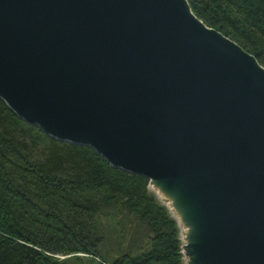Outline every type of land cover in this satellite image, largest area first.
<instances>
[{
  "label": "water",
  "instance_id": "water-1",
  "mask_svg": "<svg viewBox=\"0 0 264 264\" xmlns=\"http://www.w3.org/2000/svg\"><path fill=\"white\" fill-rule=\"evenodd\" d=\"M0 98L174 195L188 264H264V67L188 0H0Z\"/></svg>",
  "mask_w": 264,
  "mask_h": 264
},
{
  "label": "trees",
  "instance_id": "trees-1",
  "mask_svg": "<svg viewBox=\"0 0 264 264\" xmlns=\"http://www.w3.org/2000/svg\"><path fill=\"white\" fill-rule=\"evenodd\" d=\"M188 2L264 67V0ZM148 185L91 147L49 137L0 98V264H185L178 224ZM103 215L121 238L126 226L146 228L140 253L105 249Z\"/></svg>",
  "mask_w": 264,
  "mask_h": 264
},
{
  "label": "rangeland",
  "instance_id": "rangeland-1",
  "mask_svg": "<svg viewBox=\"0 0 264 264\" xmlns=\"http://www.w3.org/2000/svg\"><path fill=\"white\" fill-rule=\"evenodd\" d=\"M148 189L157 198V200L159 201L160 204L167 207V209L169 210L170 216L177 222L178 227H179V231H180L179 235H180V239L182 242V250H183V247L185 245L183 237H185L186 232L183 229V227L179 224V221L177 220V214L168 205L169 202L167 200L160 198L158 196V194L156 193V191L152 187V183H150V182L148 185ZM96 223H99V221L96 220ZM125 223H127V222H125ZM99 227L101 228V232L103 233V235L107 238V240H106L107 245L104 246L105 249H107V250L111 249V251L114 255L118 251V249H123V248H128V247L129 248L132 247V253L134 255H137L138 253H140V249L142 248V246L146 245L147 240H148L147 239L148 233H147V230L145 227H134V228L130 229L131 226H126L123 237L122 238L119 237L120 236V231H119L120 228H117L114 225L112 219L106 215H103L100 218ZM129 229H130V231H129ZM59 257L62 259L65 258L63 256H59ZM183 261L185 262V264L189 263V259L187 257H185L184 254H183ZM67 264H90V262L87 260L79 262L78 260H75V259H69L67 261Z\"/></svg>",
  "mask_w": 264,
  "mask_h": 264
},
{
  "label": "bare ground",
  "instance_id": "bare-ground-1",
  "mask_svg": "<svg viewBox=\"0 0 264 264\" xmlns=\"http://www.w3.org/2000/svg\"><path fill=\"white\" fill-rule=\"evenodd\" d=\"M152 187L160 198H163L169 202L168 205L177 214V220L179 221V224L183 227V229L186 232L185 237H183V240L185 243L184 246L186 247V245L190 242L191 227L184 222V215H186L185 210L182 207H180V205L178 204L177 198H175L174 195H171L168 192H166L161 185H157L152 182ZM182 251H183L184 256L188 257L187 249L183 248Z\"/></svg>",
  "mask_w": 264,
  "mask_h": 264
}]
</instances>
